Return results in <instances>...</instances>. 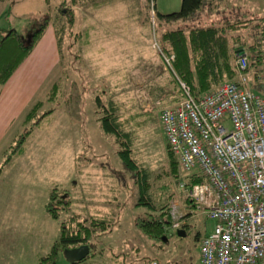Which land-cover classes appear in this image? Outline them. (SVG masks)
<instances>
[{
    "label": "rangeland",
    "instance_id": "obj_1",
    "mask_svg": "<svg viewBox=\"0 0 264 264\" xmlns=\"http://www.w3.org/2000/svg\"><path fill=\"white\" fill-rule=\"evenodd\" d=\"M61 1L0 0V38L10 28L27 37L49 8L53 15L58 7L69 8L67 14L74 19L62 24L58 66L35 98L43 99L62 77L58 99L41 110L51 112L26 137L20 153L13 154L10 145L22 125L0 142V264H38L61 225L78 228L80 222L97 224L90 239L96 257L80 264H199L200 237L212 230L213 220L187 206L184 183L191 173L179 163L176 171L170 168L160 121L161 109L182 97L164 61L163 55L170 54L160 43L163 28L156 26L154 13L178 11L181 0H84L77 5ZM219 10L203 9L195 18L207 23L222 15L262 16L264 0H226ZM57 20L51 24L59 29ZM192 23L177 21L172 26ZM247 70L251 81L257 71L248 63ZM95 95L100 96L99 106ZM109 101L117 104L119 120L133 133L130 155L150 174L149 194L156 202L170 201L174 222L189 223L190 236L154 239L135 223L144 207L137 205L134 171L125 167L120 145L99 121ZM54 186L60 218L45 210ZM103 217L113 225L100 232ZM172 224L165 227L167 233L173 231ZM194 232L199 237L194 238ZM55 262H68L63 251Z\"/></svg>",
    "mask_w": 264,
    "mask_h": 264
},
{
    "label": "trees",
    "instance_id": "obj_2",
    "mask_svg": "<svg viewBox=\"0 0 264 264\" xmlns=\"http://www.w3.org/2000/svg\"><path fill=\"white\" fill-rule=\"evenodd\" d=\"M67 1L62 0L61 3L65 4ZM83 1L69 0L72 5L80 4ZM225 2L226 0H181V6L178 11L169 13L156 11L154 13L156 26L163 28L159 35L160 43L167 54L175 55L170 67L173 80L181 97L183 96L181 82L189 86L192 95L198 99L219 83L226 80H236L233 61L242 55L246 57L248 67H252L257 71L251 81L249 76L248 87L264 97V15L245 16V13L231 14V17L222 15L217 20L212 19L207 23H203L201 18H195L196 15L199 17L203 9L208 12L216 7L217 12L221 11L219 10L220 5ZM55 10L53 15L51 8H49L42 22L29 31L27 37H24L15 28H10L2 35L0 38V90L31 53L48 25L50 23L53 24V20L57 19V22H61V25H59V29L54 25V29L60 52L61 34L63 32L62 24L66 20L72 23L74 19L67 14L69 8L62 6ZM235 16L236 18H234ZM177 21H192L193 23L186 27L172 26V23ZM62 79L60 77V79L55 81L46 92L45 97L36 101L27 110L21 124L23 127L22 131L17 135V138L16 135L14 136L15 143L10 145L13 149V154L22 151L21 147L26 137L36 126L40 125L46 114L51 112V109L42 112L41 110L45 103L58 99ZM94 100L99 106L100 96L95 95ZM104 110L105 114L99 118L100 125L107 134H112L115 137L116 142L120 145L118 154L125 167L134 171L135 183L138 189L137 205L144 207V210L137 215L135 223L150 238L164 240L163 236L172 234L167 233L165 227L174 223L171 216L170 201L162 204L156 202L155 198L149 194L150 174L146 168L140 166L130 155L133 133L125 129L119 120L117 104L109 101ZM166 145L170 168L176 171L179 166L178 159L169 149L167 142ZM10 159L11 155L5 162H9ZM186 178L187 180L184 183L185 190H189L193 185L205 181V177L197 170L191 172ZM58 200L57 186H54L49 193V200L45 204L46 212L54 218H60L59 211L55 209ZM186 204L189 207H193V209L197 208L196 203L189 198L186 199ZM183 217L187 218L185 215ZM107 220V217H103L98 223L100 232L112 228L113 222H107ZM188 225L189 223L187 222L184 224L180 223L182 227H187ZM96 226L97 224L92 222L89 225L80 222L77 226L78 228L74 226L70 229L69 226L62 224L58 238L52 244L50 251L38 259V264H57L55 257L58 251H63L65 247L77 246L82 243L90 245L91 252L89 256L96 255L90 240L92 232L96 230ZM199 234L197 237H199ZM66 264H78V262H67ZM260 264H264V259Z\"/></svg>",
    "mask_w": 264,
    "mask_h": 264
},
{
    "label": "built area",
    "instance_id": "obj_3",
    "mask_svg": "<svg viewBox=\"0 0 264 264\" xmlns=\"http://www.w3.org/2000/svg\"><path fill=\"white\" fill-rule=\"evenodd\" d=\"M163 57L171 66L174 54ZM236 67V80L198 99L181 82V100L160 112L166 142L181 169L205 177L186 190L198 211L213 220L212 230L200 237L199 264L264 259V97L248 87L245 56L237 58Z\"/></svg>",
    "mask_w": 264,
    "mask_h": 264
},
{
    "label": "crops",
    "instance_id": "obj_4",
    "mask_svg": "<svg viewBox=\"0 0 264 264\" xmlns=\"http://www.w3.org/2000/svg\"><path fill=\"white\" fill-rule=\"evenodd\" d=\"M58 57L56 32L50 23L31 53L1 87L0 142L11 134L14 126L22 124L27 110L38 100L35 98L42 85L53 71L55 73L59 62ZM100 254L97 253V255ZM90 257L96 256H89L78 264Z\"/></svg>",
    "mask_w": 264,
    "mask_h": 264
},
{
    "label": "water",
    "instance_id": "obj_5",
    "mask_svg": "<svg viewBox=\"0 0 264 264\" xmlns=\"http://www.w3.org/2000/svg\"><path fill=\"white\" fill-rule=\"evenodd\" d=\"M176 235L184 237L186 231L183 228H178L176 230ZM163 239L166 240V236H163ZM90 245L88 243H82L77 246L65 247L63 249L64 255L69 263L79 262L85 259L90 254Z\"/></svg>",
    "mask_w": 264,
    "mask_h": 264
},
{
    "label": "flooded vegetation",
    "instance_id": "obj_6",
    "mask_svg": "<svg viewBox=\"0 0 264 264\" xmlns=\"http://www.w3.org/2000/svg\"><path fill=\"white\" fill-rule=\"evenodd\" d=\"M178 228H183V229H185V231H186V235L184 236V237H187V236H190L191 234H192V230H193V228H187V227H182V226H180V224H179V226L178 227H176V228H174V229H172L173 231H171V233L173 234V233H175L176 234V230L178 229ZM194 238H197V233H195L194 232ZM180 237V236H179Z\"/></svg>",
    "mask_w": 264,
    "mask_h": 264
}]
</instances>
